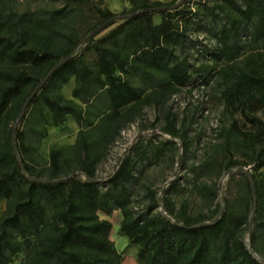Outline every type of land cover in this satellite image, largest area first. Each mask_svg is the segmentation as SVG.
<instances>
[{
	"label": "trees",
	"instance_id": "1",
	"mask_svg": "<svg viewBox=\"0 0 264 264\" xmlns=\"http://www.w3.org/2000/svg\"><path fill=\"white\" fill-rule=\"evenodd\" d=\"M122 1L130 8L117 14L96 7L99 21L78 36L64 31L67 8L19 13L0 0V264H122L112 224L99 216L114 211L141 264H264V0ZM71 80L67 98L61 89ZM213 81L230 121L219 135L238 157L223 169L240 165L246 177L238 208L214 204L218 188L204 184L214 208L192 214L187 199L173 198L177 180L159 196L148 187L140 209L138 163L151 162L140 145L97 181L107 149L146 105ZM68 117L78 126L74 144L52 146L44 160L47 126ZM176 121L171 113L164 131L182 138L186 154L187 131Z\"/></svg>",
	"mask_w": 264,
	"mask_h": 264
},
{
	"label": "rangeland",
	"instance_id": "2",
	"mask_svg": "<svg viewBox=\"0 0 264 264\" xmlns=\"http://www.w3.org/2000/svg\"><path fill=\"white\" fill-rule=\"evenodd\" d=\"M150 1L168 3L171 0ZM182 2L186 6L196 7L193 0H182ZM9 4H12L19 13L25 11L40 13L44 10L67 8L69 14L63 27L64 31L78 36L87 33L99 21L95 11L96 7L107 8L116 14L123 8H130V4L122 0H88L85 2L9 0ZM199 38L203 43H209V40H205L202 35ZM83 48L84 45L80 50ZM86 56L89 61L94 59L91 51H86ZM130 80L138 85L136 79ZM72 87L73 80L63 86L62 94L70 98ZM171 113L177 116V127L182 126L187 131L190 149L186 154L183 153L182 138H171L164 131L168 118H171ZM21 122L22 120L17 119V125H22ZM229 122V118L223 112L222 103L218 99V90L214 81L206 87H185L162 104L146 105L136 119L122 129L97 166V181L104 182L114 172L119 160L135 146L140 145L141 151L148 150L147 153L151 159L150 163L148 160L138 163L140 180L134 197L140 209H145L148 204V187L156 190L159 196L163 187L177 180L181 191L173 195V198L178 202L181 199H187L189 212L192 214L209 213L214 208V205H210L199 190V187L204 184L218 188L214 204L221 203L224 207L225 200H227L238 208L241 200L246 197V177L237 171L241 168L240 165L231 167L230 171L223 169V164L229 161L232 154L235 158L238 157L233 147L229 148L224 145L223 138L219 135L220 129L227 127ZM47 130L48 136L43 139L39 148V155L44 160L48 159V151L52 146H72L78 126L71 117H68L61 127L47 126ZM170 140L171 143H169ZM180 155H183L182 161L179 160ZM208 162L213 163L208 165L206 164ZM262 170L264 172V168ZM3 207L4 203H2ZM99 216L112 224L110 239L122 254V264H141L136 255V248L129 245L128 239L122 235L120 212L114 211L111 214L99 212ZM245 240L249 242V231L246 232ZM20 258L15 261V264Z\"/></svg>",
	"mask_w": 264,
	"mask_h": 264
},
{
	"label": "water",
	"instance_id": "3",
	"mask_svg": "<svg viewBox=\"0 0 264 264\" xmlns=\"http://www.w3.org/2000/svg\"><path fill=\"white\" fill-rule=\"evenodd\" d=\"M182 0H180V2H181ZM179 5V3H177V4H174V5H167V6H158V7H153V8H149V9H146V10H144V11H150V10H160V9H163V10H165V9H174V8H176L177 6ZM51 73H52V71H50L49 72V74H47L46 76H45V78L35 87V92L36 91H38L45 83H46V81H47V79L50 77V75H51ZM30 98H28L27 100H26V102L24 103V105H23V108H22V111H21V115L24 113V111H25V106H26V104H27V102H28V100H29ZM250 179H251V177H250ZM251 232V231H250Z\"/></svg>",
	"mask_w": 264,
	"mask_h": 264
}]
</instances>
